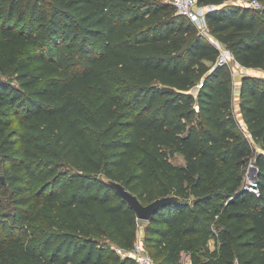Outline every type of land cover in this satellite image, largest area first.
I'll list each match as a JSON object with an SVG mask.
<instances>
[{"label":"trees","instance_id":"16d2710c","mask_svg":"<svg viewBox=\"0 0 264 264\" xmlns=\"http://www.w3.org/2000/svg\"><path fill=\"white\" fill-rule=\"evenodd\" d=\"M198 1L264 72V8ZM212 38L171 0H0V264H136L140 224L156 264H264V76L237 110ZM110 179L180 198L142 221Z\"/></svg>","mask_w":264,"mask_h":264},{"label":"built area","instance_id":"2783aa9c","mask_svg":"<svg viewBox=\"0 0 264 264\" xmlns=\"http://www.w3.org/2000/svg\"><path fill=\"white\" fill-rule=\"evenodd\" d=\"M171 2L175 5L177 11L179 13L187 15L197 26V28L204 34L209 35L211 38V34L209 33V26L206 19L207 6L200 5L198 0H171ZM240 3H246L254 8H262V0H237ZM213 41L220 47L221 53L219 56L218 63L219 64H228L232 65L233 63H237L232 52L228 50V48L221 43L219 40L212 38ZM239 65V64H238ZM237 76L234 74L235 85L238 86ZM202 82L198 84V86H202ZM196 111L199 110L198 107L195 108ZM259 166L252 160L249 162L244 186L246 189L255 193L256 195H260V187H259ZM124 254H128L133 257L138 264H156V261L152 254L149 252L147 247L145 246L143 240V225L139 226V234L135 246L132 250L124 252ZM184 264H192V261H185Z\"/></svg>","mask_w":264,"mask_h":264},{"label":"water","instance_id":"95a60500","mask_svg":"<svg viewBox=\"0 0 264 264\" xmlns=\"http://www.w3.org/2000/svg\"><path fill=\"white\" fill-rule=\"evenodd\" d=\"M109 183L122 195L128 204L136 211L138 218L142 221H150L154 212L161 206L179 200L177 195L158 197L149 203H143L137 194L132 192L120 181L110 179ZM246 189V187L244 186Z\"/></svg>","mask_w":264,"mask_h":264},{"label":"rangeland","instance_id":"374dc122","mask_svg":"<svg viewBox=\"0 0 264 264\" xmlns=\"http://www.w3.org/2000/svg\"><path fill=\"white\" fill-rule=\"evenodd\" d=\"M262 4H263V6H262V8H264V0H262ZM230 69H231V71L233 72V74H236V75H238V74H240V73H251V72H253V73H255L256 75H262V76H264V72L262 71V70H260V69H258V68H250V70L249 69H246L245 67H243V66H241V65H238L237 63H233L231 66H230ZM253 73H251V74H253ZM238 80V79H237ZM236 88H237V86H236ZM255 146L257 147V149H259L260 150V148H261V145H259V144H255ZM173 160L176 162V163H179V164H181V163H184V159H183V157L181 156V155H175L174 157H173ZM143 225V224H142ZM184 255H185V253H184ZM184 255L182 256V260L184 261ZM136 264H138L137 262H136Z\"/></svg>","mask_w":264,"mask_h":264},{"label":"crops","instance_id":"0c3cea01","mask_svg":"<svg viewBox=\"0 0 264 264\" xmlns=\"http://www.w3.org/2000/svg\"><path fill=\"white\" fill-rule=\"evenodd\" d=\"M246 69H249L250 70V68H248V67H245ZM252 69V68H251ZM251 73H253V72H251ZM251 73H249V74H251ZM243 74H245V73H240V74H238V76H237V82H238V84H239V80L241 79V76L243 75ZM247 74V73H246ZM253 74H255V73H253ZM238 87V86H237ZM239 101H240V96H239V93H238V88H237V91H236V99H235V104H236V108H237V110L239 109ZM239 117L241 118V116L239 115ZM243 122V121H242ZM143 235H144V225H143ZM211 245H212V247H214L215 246V241L214 240H211ZM184 255V254H183ZM190 261L191 259H190V256L188 255V254H186L185 253V255H184V261H183V263L185 262V261Z\"/></svg>","mask_w":264,"mask_h":264}]
</instances>
